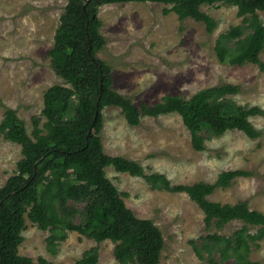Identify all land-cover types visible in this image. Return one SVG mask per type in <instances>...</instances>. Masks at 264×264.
I'll return each mask as SVG.
<instances>
[{"label":"trees","instance_id":"trees-1","mask_svg":"<svg viewBox=\"0 0 264 264\" xmlns=\"http://www.w3.org/2000/svg\"><path fill=\"white\" fill-rule=\"evenodd\" d=\"M161 2L170 5L182 20L195 18L213 33L217 21L201 10L217 2L237 6L242 22L222 32L215 45L219 60L232 65L259 64L264 50V23L258 11L264 0H69L60 17L54 45L49 51L51 66L65 84L50 86L44 93L41 116H33V130L16 109L7 107L0 134L21 146L17 171L0 187V264H49L21 255L26 219L48 230V250L56 254L67 231H77L96 242L110 240L120 264H160L165 240L150 218H141L128 207L124 195L107 176L106 167L142 176L152 189L186 192L204 212L209 232L190 243L200 260L210 264H259L250 258L252 246L264 240V212L250 207L248 200L223 203L209 198L217 188L231 186L238 177H249L246 169L222 171L214 183L172 184L162 173H145L137 161L105 152L102 140L103 110L121 108L130 125L144 116L178 113L191 136L194 149L204 150L206 141L239 130L259 137L250 117L262 113L258 106L243 105L232 96L238 84L222 83L198 90L191 97L164 95L154 104L136 105L114 88L113 69L98 55L106 45L99 17L101 6L123 2ZM85 6V9H84ZM102 86V87H101ZM1 104V99H0ZM68 128L69 132H63ZM244 226L231 235L213 232L231 221ZM253 228V230H252ZM256 229V230H254ZM98 246L86 250L77 264H97Z\"/></svg>","mask_w":264,"mask_h":264},{"label":"rangeland","instance_id":"rangeland-1","mask_svg":"<svg viewBox=\"0 0 264 264\" xmlns=\"http://www.w3.org/2000/svg\"><path fill=\"white\" fill-rule=\"evenodd\" d=\"M68 1L0 0V122L7 107L17 110L30 134L33 116H41L45 122V91L65 84L51 66L49 51ZM169 7L150 1L101 6L98 15L106 45L98 55L111 65L116 91L140 105L154 104L167 94L189 98L203 88L238 84L241 91L232 97L262 109L250 117L261 134L250 138L232 130L207 140L204 150H196L178 113L144 116L140 124L130 125L121 108L106 106L101 132L105 152L133 159L145 173H162L174 185L214 183L224 170H250L253 175L236 178L209 198L223 203L248 200L251 208L264 212V69L249 62L223 63L215 51L218 36L240 24L243 17L234 5H202L201 10L218 23L214 32L208 33L202 21L182 20L173 10L165 12ZM258 13L264 23V10ZM260 59L264 62V50ZM63 132L69 129L63 128ZM21 157V146L0 134V187L15 174ZM106 173L126 193L123 197L128 207L161 229L165 247L160 264H210L197 257L190 243L209 230L204 212L186 192L152 189L144 177L118 172L112 166L106 167ZM243 226V221L235 220L212 231L231 235ZM49 234L27 218L19 253L36 262L44 257L49 264H77L86 250L98 246L97 264H120L110 240L98 243L77 231H67V238L53 254L47 247ZM250 258L264 264V240L252 246Z\"/></svg>","mask_w":264,"mask_h":264},{"label":"water","instance_id":"water-1","mask_svg":"<svg viewBox=\"0 0 264 264\" xmlns=\"http://www.w3.org/2000/svg\"><path fill=\"white\" fill-rule=\"evenodd\" d=\"M84 9H85V6H84ZM102 87V86H101Z\"/></svg>","mask_w":264,"mask_h":264}]
</instances>
